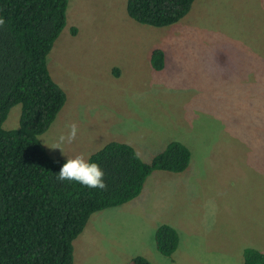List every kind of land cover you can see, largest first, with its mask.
<instances>
[{
	"label": "rangeland",
	"instance_id": "rangeland-1",
	"mask_svg": "<svg viewBox=\"0 0 264 264\" xmlns=\"http://www.w3.org/2000/svg\"><path fill=\"white\" fill-rule=\"evenodd\" d=\"M125 7L68 0L66 27L46 58L66 102L39 141L65 161L121 142L145 163L178 141L190 163L180 174L152 173L147 201L123 204L96 232L88 221L73 264H123L130 248L151 264H243L247 247L264 255V0H195L164 28L134 22ZM156 49L161 71L150 65ZM20 112L19 104L9 111L4 130L18 128ZM73 122L76 139L51 148ZM161 225L179 235L171 258L147 244Z\"/></svg>",
	"mask_w": 264,
	"mask_h": 264
},
{
	"label": "trees",
	"instance_id": "trees-1",
	"mask_svg": "<svg viewBox=\"0 0 264 264\" xmlns=\"http://www.w3.org/2000/svg\"><path fill=\"white\" fill-rule=\"evenodd\" d=\"M194 1L126 0L125 11L140 25L164 28L183 19ZM67 7L68 0H0V264H73V242L94 213L137 198L155 171L180 174L190 163L191 152L178 141L150 163L130 145L113 141L88 158L104 171L106 188L57 178L66 161L51 158L39 137L66 102L46 58L66 27ZM164 63L163 52L154 50L151 67L161 71ZM18 104V128L4 130ZM154 241L158 253L171 258L179 235L161 225ZM127 264L151 263L137 256ZM243 264H264V255L247 247Z\"/></svg>",
	"mask_w": 264,
	"mask_h": 264
},
{
	"label": "clouds",
	"instance_id": "clouds-1",
	"mask_svg": "<svg viewBox=\"0 0 264 264\" xmlns=\"http://www.w3.org/2000/svg\"><path fill=\"white\" fill-rule=\"evenodd\" d=\"M5 22L0 19V25ZM67 134L59 135L57 142L51 148L61 149L62 144L72 143L77 136L78 126L75 122L69 124ZM104 171L95 162H90L84 154H77L75 157H68L67 161L61 166L58 172L60 181H76L89 188H106L104 182Z\"/></svg>",
	"mask_w": 264,
	"mask_h": 264
},
{
	"label": "crops",
	"instance_id": "crops-1",
	"mask_svg": "<svg viewBox=\"0 0 264 264\" xmlns=\"http://www.w3.org/2000/svg\"><path fill=\"white\" fill-rule=\"evenodd\" d=\"M51 75V74H50ZM59 87H61V86H59ZM62 89L65 91V94L67 95V91L62 87ZM89 158V157H88ZM152 176V174L150 175V177ZM150 177H148V179H150ZM148 179H147V181H148ZM147 181H146V183H147ZM149 183V182H148ZM148 184H145L144 185V187H143V190H142V192H141V194L137 197V198H135L134 200H136L135 201V203L133 204V205H138V206H141L142 204H140L139 203V199L141 198V199H143V201L145 202V201H147V197H145L144 195H149V192H147L146 190H144L145 189V187H149V185L147 186ZM146 188V189H147ZM134 200H132V201H134ZM132 201H130V202H132ZM130 202H128V203H130ZM128 203H126V204H128ZM126 204H124V205H126ZM124 205H121V206H118V207H113V208H109V209H106V210H103V211H100L102 214H99L100 212H97V214L96 213H94V215H92L91 217H90V219L88 220L89 221V223H92V231L94 232L95 231V229H97V222H100L101 221V223L103 224V222H105V220H109V219H115L116 217V212L117 211H119ZM132 206V205H131ZM131 206H128L127 208H128V210H125V208H123L122 209V211L123 210H125V212L126 213H129V212H131L132 211V209H131ZM145 208H147V212H149L150 213V208H149V205L147 204V202L145 203ZM136 210V209H135ZM93 219H95V222H93L94 220ZM92 221V222H91ZM88 223V222H87ZM89 223H88V226H89ZM87 227V226H86ZM85 227V230H86V241L90 238V233H89V231L87 230V228ZM155 231H156V229L153 231V233L152 234H150V236H149V238H148V242H147V244H148V246H150V245H152V243L154 242V244H155V241H154V235H155ZM96 232V231H95ZM107 232L108 233H110V231H108L107 230ZM156 248V247H155ZM157 250V249H156ZM129 251L131 252V255L130 256H128L127 258L129 259V261H130V259H132V258H134V257H137V256H141V255H144L143 253H141V252H139V251H137L136 249H134V248H130L129 249ZM142 251V250H141ZM158 252V251H157ZM108 253H109V249H107V255H108ZM160 254V253H159ZM161 255V254H160ZM174 255V254H173ZM141 257H143V256H141ZM164 257V256H163ZM145 258V257H144ZM168 258V257H167ZM128 259H126L124 262H122L123 264H127L129 261H127Z\"/></svg>",
	"mask_w": 264,
	"mask_h": 264
}]
</instances>
